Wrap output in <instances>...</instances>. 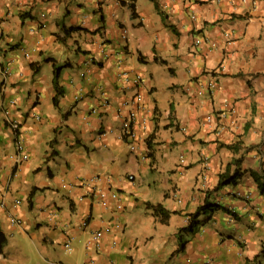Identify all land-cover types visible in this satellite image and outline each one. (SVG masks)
<instances>
[{
    "label": "crops",
    "instance_id": "0c3cea01",
    "mask_svg": "<svg viewBox=\"0 0 264 264\" xmlns=\"http://www.w3.org/2000/svg\"><path fill=\"white\" fill-rule=\"evenodd\" d=\"M262 170L264 0H0V264H264Z\"/></svg>",
    "mask_w": 264,
    "mask_h": 264
},
{
    "label": "trees",
    "instance_id": "16d2710c",
    "mask_svg": "<svg viewBox=\"0 0 264 264\" xmlns=\"http://www.w3.org/2000/svg\"><path fill=\"white\" fill-rule=\"evenodd\" d=\"M62 23H63V20H62ZM67 29H72V27L65 28L64 29L65 32L67 31ZM53 85H54V88L58 89L59 84L57 81V74H54ZM57 94L58 93L56 92V95L54 97L55 101H57ZM235 161L236 160H234V162ZM229 164H231V163H229ZM251 175H252L254 181L256 182L259 191L261 193H264V170H262L261 172L251 171ZM239 177H240L239 171L234 170V172L231 173L229 171V165H227L226 169L219 174L218 182L216 184V188L217 187L219 188L221 186H224V185L230 184V183L235 184ZM146 206L153 208L154 212L156 214L161 215V217H160L161 221H166L167 217L169 216L168 211L166 209H164V207L161 204H152L150 202H146ZM205 208H208V210L213 211V210H216L220 207L217 204H205L203 206L198 207L194 213H191L189 215L188 224L186 225V227L180 229V231L181 230H187L190 234L193 233L195 231V227L197 224V218L200 214L206 212ZM4 243H5V236H4L3 231L0 229V250H1V247L4 245ZM184 244H185V240H181L179 242V246H178L177 250L183 248ZM262 253H264V250L262 251ZM257 264H260V262Z\"/></svg>",
    "mask_w": 264,
    "mask_h": 264
},
{
    "label": "built area",
    "instance_id": "2783aa9c",
    "mask_svg": "<svg viewBox=\"0 0 264 264\" xmlns=\"http://www.w3.org/2000/svg\"><path fill=\"white\" fill-rule=\"evenodd\" d=\"M126 30H124V33H125ZM125 35V34H124ZM141 80V77L140 75H136L134 77V82H139ZM137 99L140 98V95L138 94ZM135 116H134V112L131 111L126 117H123V120H122V126H121V130H122V135L123 136H126V137H133V129H132V122L134 120ZM130 147L133 149L135 146L133 145V143H131ZM128 177L132 178L133 175H128ZM99 177H93L91 180H96L98 179ZM92 186V185H91ZM0 205L1 206H4V202L3 201H0ZM99 236H100V232L99 231H94L92 234H91V237H90V240H92L93 242H97V240L99 239ZM64 247L65 249L67 250H70V246H69V240H66L64 242Z\"/></svg>",
    "mask_w": 264,
    "mask_h": 264
},
{
    "label": "rangeland",
    "instance_id": "374dc122",
    "mask_svg": "<svg viewBox=\"0 0 264 264\" xmlns=\"http://www.w3.org/2000/svg\"><path fill=\"white\" fill-rule=\"evenodd\" d=\"M70 245H71V244H70ZM58 248H59L60 251L55 252L54 250H52V252H54L55 255H58L60 259L65 260V259H68V258L71 257V254L67 253L68 250L65 252L66 249L64 250L63 247H60V246L57 245V249H58ZM29 249H30L31 251H34V250H35V248L33 247V245L29 246ZM72 253H73V252H72ZM24 263H25V264H34V263H26V262H24ZM41 263H42V262H41Z\"/></svg>",
    "mask_w": 264,
    "mask_h": 264
},
{
    "label": "clouds",
    "instance_id": "9594fccd",
    "mask_svg": "<svg viewBox=\"0 0 264 264\" xmlns=\"http://www.w3.org/2000/svg\"><path fill=\"white\" fill-rule=\"evenodd\" d=\"M123 137H126V136H123ZM92 179V178H91ZM89 180V184L88 185H90V187H91V189H94V187H95V185H93V184H91L90 182L92 181V180ZM92 185V186H91ZM93 233V232H92ZM91 233V234H92ZM69 240V239H68ZM69 246H70V243H69ZM65 248V247H64ZM67 250V249H66Z\"/></svg>",
    "mask_w": 264,
    "mask_h": 264
}]
</instances>
